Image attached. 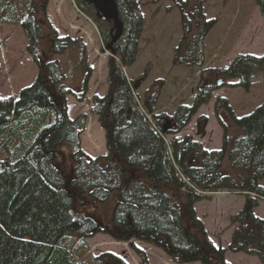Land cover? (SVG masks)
<instances>
[{"label": "trees", "instance_id": "16d2710c", "mask_svg": "<svg viewBox=\"0 0 264 264\" xmlns=\"http://www.w3.org/2000/svg\"><path fill=\"white\" fill-rule=\"evenodd\" d=\"M72 1L107 45L111 25L83 0ZM171 1L181 12L183 28L173 64L198 67L212 22L202 19L201 0ZM114 2L123 33L111 47L108 92L95 97L91 109L104 131L108 156L90 160L80 150L86 116L67 118L69 91L52 60L79 42L60 38L48 25L47 0H0V25L21 29L26 53L37 67L33 83L20 90L17 99L0 100V264H83L82 243L95 232L116 241L150 244L174 264H227L226 250L264 264V220L252 214L256 197L264 200L259 187L264 178V99L241 118L232 117L223 100L215 104L216 114L225 111L233 131L230 138L224 126L219 151L207 152L189 139L166 146L146 118L159 128L165 123L163 116L152 114L158 89L143 101L144 114L135 112L138 79L127 80L115 63L117 59L125 68L134 64L143 15L136 0ZM256 5L264 20V0H256ZM41 45L40 62L36 58ZM211 74L237 81V87L247 91L249 80L264 74V54L237 57L226 70ZM211 90L204 85L190 107L176 109L168 118L172 133L207 104ZM81 96L76 101L82 102ZM217 120L223 126L220 116ZM203 123L198 122L200 130ZM225 159L235 178L220 174ZM195 189L256 196L246 195L242 209L230 218L236 227L227 249L214 248L196 218L194 205L202 198ZM106 261L111 259L104 255L94 264Z\"/></svg>", "mask_w": 264, "mask_h": 264}, {"label": "rangeland", "instance_id": "374dc122", "mask_svg": "<svg viewBox=\"0 0 264 264\" xmlns=\"http://www.w3.org/2000/svg\"><path fill=\"white\" fill-rule=\"evenodd\" d=\"M201 1L202 19L212 22V26L203 40V60L200 66L173 64L174 50L182 39L183 28L181 12L171 0H136L144 25L137 44L135 62L130 68L122 66L117 59L115 63L127 80L138 79L132 106L135 112L144 114L143 101L158 89L152 114L163 116L165 123L159 128L154 126L150 116L146 118L166 146L170 147L174 141L181 143L189 139L197 142L202 149L211 151L221 149L224 126L228 128L227 136L231 138L233 135L225 111L216 114L215 104L218 101L223 100L232 117L241 118L250 114L264 99V74L251 78L248 90L244 91L237 87V81H225L212 75L211 71L218 73L226 70L240 56L262 57L264 20L256 0ZM47 5L48 25L60 38H68L80 44L63 50L52 59L58 63L64 77V86L69 91L65 97L67 118L74 120L86 116L80 134V150L88 159L107 157L104 131L91 109L93 99L104 97L108 92L107 63L113 55L106 49L107 45L101 43L98 30L92 27L91 20L75 11L72 0H47ZM42 38L45 40L44 35ZM26 46L27 41L19 27L0 25V100L17 99L19 91L31 85L37 75L36 63L26 53ZM41 47L36 58L40 62L44 54V48L42 50ZM219 81L222 83L218 86ZM204 85H211L212 88L209 101L199 107L185 127L178 129V133H172L168 118L173 116L177 108L190 107ZM76 95H82V102L76 101ZM219 116L223 126L217 120ZM202 120L204 125L200 130L198 122ZM163 127L166 134L161 135ZM229 166L225 159L220 174L235 178L236 174ZM259 187L264 190V178L259 181ZM194 192L202 198L194 205L196 218L205 221L203 228L212 246L225 250L236 227L230 224L231 215L241 209L246 195L256 196L248 192L226 190L210 193L195 189ZM256 198L258 208L252 212L264 220V202L262 198ZM82 246L80 261L83 264H94V259L104 255L111 262L102 264H142L143 257L146 264H174L161 250L150 244L138 240L116 241L103 233H92ZM224 260L227 264H260L255 257L227 250Z\"/></svg>", "mask_w": 264, "mask_h": 264}, {"label": "water", "instance_id": "95a60500", "mask_svg": "<svg viewBox=\"0 0 264 264\" xmlns=\"http://www.w3.org/2000/svg\"><path fill=\"white\" fill-rule=\"evenodd\" d=\"M88 6L92 7L96 13L97 18L109 23L111 25L110 29V39L106 46V49L112 52V45H114L121 37L123 33V25L119 21L117 7L114 0H83ZM221 81L217 83L219 86ZM172 131V130H170ZM166 134L163 127L161 135Z\"/></svg>", "mask_w": 264, "mask_h": 264}, {"label": "crops", "instance_id": "0c3cea01", "mask_svg": "<svg viewBox=\"0 0 264 264\" xmlns=\"http://www.w3.org/2000/svg\"><path fill=\"white\" fill-rule=\"evenodd\" d=\"M50 1V0H49ZM70 3V2H69ZM65 6H66V8H68V6L66 5V4H64ZM65 6H63V7H65ZM59 8L61 7V6H58ZM74 7V6H73ZM48 6H47V11H48ZM75 9V8H74ZM75 11H76V9H75ZM91 24V23H90ZM92 25V24H91ZM92 27H93V25H92ZM95 29V28H94ZM259 205V204H258ZM203 223H205V221L203 220ZM205 225V224H204Z\"/></svg>", "mask_w": 264, "mask_h": 264}, {"label": "bare ground", "instance_id": "6f19581e", "mask_svg": "<svg viewBox=\"0 0 264 264\" xmlns=\"http://www.w3.org/2000/svg\"><path fill=\"white\" fill-rule=\"evenodd\" d=\"M258 259V258H257Z\"/></svg>", "mask_w": 264, "mask_h": 264}]
</instances>
